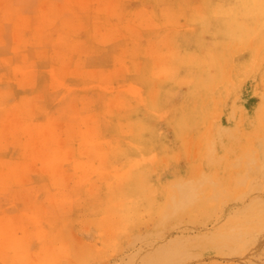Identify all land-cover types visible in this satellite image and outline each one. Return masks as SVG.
I'll list each match as a JSON object with an SVG mask.
<instances>
[{"label":"rangeland","instance_id":"rangeland-1","mask_svg":"<svg viewBox=\"0 0 264 264\" xmlns=\"http://www.w3.org/2000/svg\"><path fill=\"white\" fill-rule=\"evenodd\" d=\"M112 1L0 0V264H264V0Z\"/></svg>","mask_w":264,"mask_h":264},{"label":"bare ground","instance_id":"bare-ground-1","mask_svg":"<svg viewBox=\"0 0 264 264\" xmlns=\"http://www.w3.org/2000/svg\"><path fill=\"white\" fill-rule=\"evenodd\" d=\"M116 1H117V0H116ZM116 1L114 0V1H112V2L115 3ZM124 1H126V0H124ZM144 1H145V0H144ZM160 1H161V4L164 3V2L162 3V0H160ZM163 1H164V0H163ZM165 1H166V0H165ZM187 1H190V0H187ZM235 1H236V0H235ZM244 1H245V0H244ZM262 1H263V0H262ZM118 2H119V0H118ZM118 2H116V3H118ZM142 2H143V1H142ZM154 2H156V0H154ZM183 2H185V1H183ZM190 2H191V1H190ZM233 2H234V1H233ZM237 2H238V0H237ZM245 2H246V1H245ZM247 2H248V1H247ZM128 3H129V2H128ZM135 3H136V2H135ZM145 3H146V1H145ZM149 3H150V2H149ZM156 3H158V2H156ZM180 3H181V2H180ZM227 3H228V2H226V4H227ZM231 3H232V2H231ZM251 3H252V2H251ZM262 3H263V2H262ZM120 4H121V3H120ZM124 4H125V3H124ZM136 4H137V3H136ZM232 4H233V3H232ZM252 4H253V3H252ZM99 5H100L101 7H104V6H105V8H103V9H104L103 11H105V9H106V4H104V6H103L102 3H101V4L99 3ZM111 5H112V4H111ZM141 5H142V4H141ZM144 5H145V4H144ZM159 5H160V4H159ZM186 5H188V4H186ZM229 5H230V4H229ZM233 5H234V4H233ZM239 5H240V4H239ZM243 5H245V4H243ZM7 6H8V5H7ZM117 6H119V4H117ZM117 6L113 4L112 10H114L113 8H114V7L116 8ZM122 6H124V5L122 4ZM190 6H191V5H189V7H190ZM235 6H236V5H235ZM258 6H260V5H258ZM261 6H262V5H261ZM98 7H99V6H98ZM109 7H111V6H109ZM142 7H143V6H142ZM205 7H206V6H205ZM243 7H245V6H243ZM250 7H251V6H250ZM253 7H254V4H253ZM253 7H252V8H253ZM2 8L6 9L4 6H3ZM2 8L0 7V9H2ZM118 8H120V7H118ZM126 8H127V7H126ZM126 8H125V9H126ZM144 8H145V6H144ZM190 8H191V7H190ZM240 8H241V7H239V9H240ZM256 8H258V7H256ZM261 8H262V7H261ZM261 8L259 7V9H261ZM116 9H117V8H116ZM116 9H115V12H118L117 14H118V16H120V15H119V12L121 13L122 11H120V9H119V11H116ZM121 9H122V8H121ZM127 9H128V8H127ZM133 9H134V11H136L135 8H133ZM133 9H132V10H133ZM145 9H146V8H145ZM150 9H152V8H150ZM186 9H187V8H186ZM101 10H102V9H101ZM101 10H100V13H101ZM109 10H111V9H109ZM187 10H188V9H187ZM254 10H255V9H254ZM256 10H257V12H258V9H256ZM103 11H102V13H103ZM124 11H125V10H124ZM137 11H138V10H137ZM137 11H136V13H137ZM192 11H193V9H192ZM194 11H195V9H194ZM194 11H193V13H194ZM196 11L199 12V13H201V12L198 11V10H196ZM237 11H238V10H237ZM246 11H247V10H246ZM249 11H251V10H249ZM249 11H248V12H249ZM0 12H1V11H0ZM80 12H81V11H80ZM96 12H98V11H96ZM107 12H108V11H107ZM115 12H114V13H115ZM257 12H256V13H257ZM104 13H106V12H104ZM104 13H103V14H104ZM182 13H183V12H182ZM182 13H181V14H182ZM232 13H233V12H232ZM242 13H243V12H242ZM246 13H247V12H246ZM75 14H77V13H75ZM97 14H98V13H97ZM97 14L95 13V15H97ZM106 14L108 15L109 13H106ZM115 14H116V13H115ZM117 14H116V15H117ZM122 14H124V12H123ZM133 14H134V13H133ZM133 14H132V15H133ZM177 14H178V13H176V15H177ZM183 14H185V13H183ZM183 14H182V15H183ZM201 14H202V13H201ZM203 14H204V13H203ZM252 14H254V13L252 12ZM258 14H259V12H258ZM0 15H1V14H0ZM78 15H82V14H78ZM172 15H173V14H172ZM185 15H186V14H185ZM188 15H189V14H188ZM191 15H193V14H191ZM205 15H206V14H205ZM259 15H260V14H259ZM263 15H264V14H262V16H263ZM83 16H84V15H83ZM92 16H93V15H92ZM97 16H98V15H97ZM108 16H109V15H108ZM114 16H115V15H114ZM135 16H136V15H135ZM137 16H138V13H137ZM137 16H136V18L134 17V18H135L134 20H136V19L138 18ZM149 16H150V15H149ZM173 16H174V15H173ZM194 16H195V15H194ZM197 16H198V14H197ZM244 16H245V14L243 15V17H244ZM75 17L77 18V16H75ZM75 17H74V18H75ZM106 17H107V16H106ZM109 17H110V16H109ZM109 17H108V18H109ZM195 17H196V16H195ZM213 17H214V16H213ZM240 17H241V16H240ZM76 18H75V19H76ZM80 18H81V17H80ZM80 18H79V19H80ZM82 18H83V17H82ZM94 18H96V17H94ZM94 18H93V19H94ZM98 18H99V16H98ZM112 18H113V17H112ZM116 18H117V17H116ZM120 18H121V16H120ZM122 18H123V17H122ZM150 18H151V17H150ZM203 18H204V17H203ZM216 18H218V16H216ZM118 19H119V18H118ZM155 19H156V18H154V20H155ZM236 19H237V17H236ZM72 20H73V19H72ZM82 20H83V19H82ZM95 20H96V19H95ZM98 20H99V19H98ZM248 20H249V19H248ZM263 20H264V19H263ZM91 21H92V20H91ZM119 21H121V19H120ZM149 21H150V20H149ZM7 22H8V21H7ZM79 22H80V21H79ZM99 22H100V21H99ZM101 22H102V21H101ZM132 22H133V20H132ZM138 22H139V21H138ZM138 22H136V23L138 24ZM151 22H152V21H151ZM212 22H213V20H212ZM215 22H216V21H215ZM3 23H4V22H3ZM71 23H72V21H71ZM75 23H77V22H75ZM75 23H73V24L75 25ZM83 23H84V20H83L81 26L83 25ZM95 23H96V22L94 21L93 24H95ZM133 23H135V21H134ZM136 23H135V24H136ZM217 23H218V22H217ZM238 23H239V22H238ZM263 23H264V22H263ZM78 24H79V23H78ZM130 24H131V23H130ZM157 24H158V23H157ZM101 25H102V24H101ZM166 25H167V24H166ZM210 25H211V24H210ZM216 25H217V24H216ZM241 25H242V24H241ZM3 26H4V25H3ZM69 26H70V25H69ZM79 26H80V25H79ZM81 26H80V27H81ZM92 26H94V25H92ZM96 26H97V25L95 24L94 29L96 28ZM132 26L135 27L134 24H132ZM132 26L130 25V28H132ZM138 26H139V25H138ZM214 26H215V25H214ZM252 26H253V25H252ZM258 26H259V25H258ZM70 27H73V28H74V26H72V24H71ZM75 27H76V26H75ZM104 27H105V26H104ZM139 27H140V26H139ZM244 27H245V26H244ZM2 28H3V27H2ZM73 28H72V30H73ZM82 28H84V25H83ZM98 28H99V27H98ZM105 28L107 29V27H105ZM110 28H111V27H110ZM156 28H157V27H156ZM234 28H235V27H234ZM94 29H93V30H94ZM102 29H103V28H102ZM135 29H136V27H135ZM135 29H133V30H135ZM137 29H138V28H137ZM146 29H147V28H146ZM148 29H150V28H148ZM95 30H96V29H95ZM142 30H143V29H142ZM258 30H259V29H258ZM3 31H4V30H3ZM100 31H101V29H100ZM100 31H99L98 34H95L96 37H97V35H99V37H101V36H100V33H101L102 31H101V32H100ZM255 31H256V29H255ZM72 32H73V31H72ZM137 32H138V30H137ZM243 32H244V31H243ZM252 32H253V31H252ZM79 33H80V32H79ZM79 33H77V35H78ZM258 33H259V32H258ZM258 33H257V36H258ZM2 34H3V32H2ZM75 34H76V33H75ZM252 34H253V33H252ZM244 35H245V34H244ZM246 35H247V34H246ZM250 35H251V34H250ZM254 35H255V34H254ZM2 36H3V35H2ZM79 37H80V36H79ZM93 37H94V35H92V38H93ZM162 37H163V36H162ZM253 37H254V36H253ZM170 38H171V37H170ZM0 39H1V38H0ZM99 39H100V38H99ZM172 39H173V38H171V40H172ZM200 40H201V39H200ZM202 40H203V39H202ZM238 40H239V39H238ZM92 41H93V43H95L94 39H93ZM100 41H101V40H100ZM100 41H98L97 44H100V43H99ZM124 41H125V40H124ZM129 41H130V40H129ZM138 41H139V40H138ZM141 41H142V40H141ZM169 41H170V40H169ZM196 41H197V40H196ZM0 42H1V40H0ZM96 42H97V41H96ZM126 42H127V41H126ZM126 42H125V43H126ZM4 43H5V41H4ZM125 43H124V44H125ZM129 43H130V42H129ZM197 43H200V42H197ZM124 44H122V45H124ZM127 44H128V43H127ZM127 44H126V45H127ZM138 44H139V43H138ZM140 44H141V43H140ZM0 45H1V44H0ZM3 45H4V44H3ZM101 45H102V44H101ZM142 45H143V44H142ZM142 45H141V46H142ZM189 45H190V44H189ZM202 45H203V44H202ZM204 45H205V44H204ZM226 45H227V44H226ZM127 46H128V45H127ZM121 47H122V46H121ZM125 47H126V46H125ZM194 47H195V46H194ZM128 48L130 49V47H128ZM195 48H196V47H195ZM204 48H205V47H204ZM122 49H124V47H123ZM214 49L216 50V47H215ZM217 50H218V49H217ZM165 51H166V49H165ZM174 51H175V50H174ZM187 51H188V50H187ZM129 52H130V51H129ZM129 52H128V53H129ZM166 52H167V51H166ZM212 52H213V51H212ZM126 53H127V52H126ZM130 54L133 56L135 53H129V56H130ZM182 54H183V53H182ZM197 54H198V53H197ZM256 54H257V53H256ZM6 55H7V54H6ZM89 55H90V54H89ZM120 55H121V54H120ZM135 55H136V54H135ZM135 55H134V56H135ZM179 55H180V54H179ZM91 56H92V55H91ZM116 56H117V55H116ZM118 56H119V55H118ZM132 56H131V57H132ZM134 56H133V58H134ZM138 56H139V55H138ZM138 56H137V58H138ZM147 56H148V55H147ZM147 56H145V57H147ZM165 56H167V55H165ZM168 56L171 57L169 54H168ZM214 56H215V55H214ZM76 57H78V56H76ZM86 57H87V56H86ZM94 57H95V56H94ZM121 57H122V56H121ZM127 57H128V56H127ZM127 57H125V59H126ZM135 57H136V56H135ZM189 57H190V56H189ZM191 57H192V56H191ZM201 57H202V56H201ZM218 57H219V56H218ZM222 57H223V56H222ZM84 58H85V57H84ZM84 58L82 57V59H84ZM123 58H124V57H123ZM220 58H221V57H220ZM223 58H224V57H223ZM6 59H8V57H7ZM95 59H96V58H95ZM165 59H166V58H165ZM170 59H171V58H170ZM172 59H173V58H172ZM198 59H199V58H198ZM126 60H127V59H126ZM216 60H217V59H216ZM5 61H6V60H5ZM93 61H94V60H93ZM96 61H97V60H96ZM129 61H130V60H129ZM131 61H132V60H131ZM141 61H142V60H141ZM164 61H165V60H164ZM166 61H167V60H166ZM168 61H169V60H168ZM224 61H225V60H224ZM106 62H107V61H106ZM112 62H113V60H112ZM120 62H121V61H120ZM132 62H133V61H132ZM132 62H131V63H132ZM134 62H135V60H134ZM170 62H171V61H170ZM170 62H169V63H170ZM10 63H12V62H10ZM114 63H115V62H114ZM117 63H118V61H117ZM152 63H153V62H152ZM159 63H160V62H159ZM164 63H165V62H164ZM171 63H172V62H171ZM173 63H174V62H173ZM217 63H218V62H217ZM6 64H7V63H6ZM100 64H101V63H100ZM121 64H123V63L121 62ZM125 64H128V63H125ZM133 64H134V63H133ZM133 64H132V66H136V65H133ZM209 64H211V63H209ZM212 64H213V63H212ZM74 65H75V64H74ZM85 65H86V64H85ZM103 65H104V64H103ZM115 65H116V64H114V67H115ZM169 65H170V64H169ZM64 66H65V65H64ZM218 66H219V65H218ZM73 67H74V66H73ZM103 67H104V66H103ZM114 67H113V68H114ZM120 67H121V66H118V69H117V70L121 69ZM160 67H161V63H160V65H159V69H160ZM212 67H213V66H211V68H212ZM220 67H221V66H220ZM116 68H117V67H116ZM116 68H115V69H116ZM164 68H165V67H164ZM170 68H171V67H170ZM173 68H174V67H173ZM177 68H179V67H177ZM189 68H190V67H189ZM193 68H194V67H193ZM64 69H65V67H64ZM67 69H68V68H67ZM123 69H124V68H123ZM161 69H162L163 71H166V70H164L163 68H161ZM3 70H4V69H3ZM13 70H14V69H13ZM23 70H25V69H23ZM26 70H27V69H26ZM151 70H152V69H151ZM167 70L169 71L168 68H167ZM174 70H175V69H174ZM208 70H209V69H208ZM215 70H216V69H215ZM220 70H221V69H220ZM18 71H20V70H18ZM121 71L124 72L125 70H122V69H121ZM197 71H198V70H197ZM0 72H1V71H0ZM23 72H24V71H21V72H19V73H23ZM130 72H131V71H130ZM132 72H133V71H132ZM132 72H131V73H132ZM1 73H2V72H1ZM12 73H13V72H12ZM119 73H120V71H119ZM119 73H118V75H119ZM215 73H216V72H215ZM132 74H133V73H132ZM158 74H159V73H158ZM176 74H177V73H176ZM186 74H187V73H186ZM208 74H209V73H208ZM28 75H30V74L27 73V76H28ZM121 75H122V74H121ZM174 75H175V74H174ZM174 75H173V76H174ZM212 75H213V74H212ZM14 76H15V75H14ZM17 76H18V75H17ZM17 76H16V78H17ZM33 76H34V75H33ZM49 76H50V75H49ZM127 76H128V75H127ZM160 76H161V75H160ZM185 76L187 77V75H185ZM203 76H204V75H203ZM8 77H9V76H8ZM28 77H29V76H28ZM28 77H26V78L28 79ZM31 77H32V76H31ZM35 77H36V76H35ZM161 77H162V76H161ZM163 77L165 78V75H163ZM166 77H167V76H166ZM211 77H212V76H209L210 79H211ZM213 77H215V75H214ZM19 78H20V77H19ZM22 78H23V77H22ZM49 78H50V77H49ZM121 78H123V77H121ZM168 78H169V77H168ZM171 78H172V77H171ZM204 78H206V76H205ZM2 79H4V78H2ZM117 79H118V78H117ZM172 79H173V78H172ZM212 79H213V78H212ZM4 80H5V79H4ZM7 80H8V78H7L5 81H7ZM17 80H18V79H17ZM22 80H23V79H22ZM121 80H122V79H121ZM123 80H124V78H123ZM173 80H174V79H173ZM186 80H187V79H186ZM195 80H196V79H195ZM199 80H200V79H199ZM24 81H26V80L24 79ZM216 81H217V80H216ZM216 81H215V82H216ZM7 82H8V81H7ZM49 82H50V81H49ZM89 82H90V81H89ZM200 82H201V81H200ZM218 82H219V81H218ZM9 83H10V82H9ZM13 83H14V82H13ZM13 83H11V84H13ZM19 83H20V82H19ZM22 83H23V82H22ZM197 83H198V82H197ZM5 84H6V83H5ZM17 84H18V83H17ZM48 84H49V83H48ZM87 84H88V83H87ZM163 84H164V83H163ZM163 84H162V85H163ZM187 84H188V83H187ZM187 84H186V85H187ZM195 84H196V83H195ZM211 84L213 85V83H211ZM211 84H210V85H211ZM217 84H218V83H217ZM8 85H9V84H8ZM45 85H46V84H45ZM125 85H127V84H125ZM184 85H185V84H184ZM191 85H192V84H191ZM196 85H197V84H196ZM214 85H215V84H214ZM11 86H12V85H11ZM20 86H21V84H19L17 88H19ZM87 86H88V85H87ZM95 86H96V85H95ZM113 86H114V85H113ZM122 86H123V85H122ZM140 86H141V85H140ZM199 86H200V85H199ZM199 86H198V87H199ZM205 86H207V85H205ZM1 87H2V86H1ZM21 87H22V86H21ZM48 87H49V86H48ZM96 87H97V86H96ZM127 87H128V86H127ZM161 87H162V86H161ZM161 87H160V88H161ZM172 87H173V86H172ZM172 87H171V88H172ZM211 87H213V86H211ZM3 88H4V87H3ZM5 88H7V87H5ZM9 88H10V87H9ZM88 88H89V87H88ZM115 88H116V87H114V89H115ZM125 88H126V87H125ZM196 88H197V87H196ZM200 88H202V87H200ZM49 89H50V88H49ZM85 89H86V88H85ZM93 89H96V88L93 86ZM116 89H117V88H116ZM121 89H122V87H121ZM126 89H127V88H126ZM129 89H130V86H129ZM164 89H165V88H164ZM208 89H209V88H208ZM0 90H1V89H0ZM50 90H51V89H50ZM50 90H49V91H50ZM57 90H58V89H57ZM86 90H87V89H86ZM155 90H156V88H155ZM193 90H194V89H193ZM197 90H198V89H197ZM203 90H204V89H203ZM74 91H75V90H74ZM95 91H96V90H95ZM116 91H117V90H116ZM119 91H120V90H119ZM122 91H124V90L122 89ZM126 91H127V90H126ZM126 91H125V94H126ZM175 91H176V90H175ZM221 91H222V90H221ZM90 92H91V91H90ZM117 92H118V91H117ZM133 92H134V90H133ZM142 92H143V91H142ZM156 92H157V90H156ZM192 92H194V91H192ZM192 92H191V93H192ZM197 92H199V91H197ZM99 93H100V92H99ZM112 93H113V92H112ZM128 93H129V92H128ZM143 93H145V92H143ZM143 93H142V94H143ZM122 94H123V93H122ZM142 94H141V96H142ZM152 94H153V92H152ZM188 94H189V93H188ZM195 94H196V93H195ZM195 94H194V96H195ZM197 94H198V93H197ZM25 95H26V94H25ZM115 95H116V92H115ZM119 95H120V94H119ZM129 95H130V94H129ZM134 95H136V94H134ZM167 95H168V94H167ZM202 95H203V94H202ZM210 95H211V94H210ZM117 96H118V95H117ZM117 96H116V97H117ZM120 96H121V95H120ZM120 96H119L118 98H120ZM124 96H125V95H124ZM154 96H155V93H154ZM194 96H192V97L194 98ZM198 96L200 97L199 94H198ZM116 97H115V98H116ZM133 97H135V96H133ZM137 97H138V96H137ZM142 97L144 98V96H142ZM156 97H157V96H156ZM156 97H155V98H156ZM14 98H15V96H14ZM118 98H116V99L118 100ZM124 98H125V97H124ZM127 98H130V97H128V95H127ZM165 98H166V97H165ZM170 98H171V97H170ZM197 98H198V97H197ZM104 99H105V98H104ZM116 99H115V100H116ZM168 99H169V98H168ZM122 100H123V99H122ZM127 100H128V99H127ZM129 100L131 101V99H129ZM156 100H157V98H156ZM169 100H171V99H169ZM185 100H186V99H185ZM191 100H193V99H191ZM16 101H17V100H16ZM90 101H91V100H90ZM111 101H112V100H110V102H111ZM186 101H187V100H186ZM195 101H196V99H195ZM14 102H15V101H14ZM14 102H11V104H12V103L15 104ZM115 102H116V101H115ZM128 102H129V101H128ZM128 102H127V103H128ZM139 102H140V104H141V101H139ZM167 102H169V101H167ZM3 103H4V102H3ZM127 103H126V104H127ZM137 103H138V101L136 102V104H137ZM157 103H158V102H157ZM198 103H199V102H198ZM4 104H5V103H4ZM9 104H10V103H9ZM13 104H12V106H13ZM108 104H110V103L107 102L106 105H108ZM128 104H129V103H128ZM161 104H162V103H161ZM188 104H189V103H188ZM110 105H111V104H110ZM117 105H118V104H117ZM142 105H143V104H142ZM145 105H146V104H145ZM168 105H169V104H168ZM191 105H192V104H191ZM10 106H11V105H10ZM113 106H114V105H113ZM124 106H125V105H124ZM132 106H133V105H132ZM107 107H108V106H107ZM109 107H110V106H109ZM130 107H131V106H130ZM134 107H136V106H134ZM134 107H133V108H134ZM157 107H158V106H157ZM170 107H171V106H169V108H170ZM207 107H208V106H207ZM12 108H13V107H12ZM14 108H15V107H14ZM18 108H20V107H18ZM123 108H124V107H123ZM125 108H126V107H125ZM125 108H124V109H125ZM127 108L129 109V107H127ZM133 108H132V110H133ZM196 108H197V107H196ZM20 109L22 110V108H20ZM77 109H78V108H77ZM114 109H115V107H114ZM128 109H127V110H128ZM130 109H131V108H130ZM130 109H129V110H130ZM166 109H167V108H166ZM16 110H17V109H16ZM16 110H15V112L20 111V110H18V111H16ZM23 110H24V109H23ZM127 110H126V111H127ZM115 111H116V110H115ZM120 111H121V110H120ZM122 111L124 112V110H122ZM130 111H131V110H130ZM157 111H158V110H157ZM22 112H23V111H22ZM118 112H119V111H118ZM127 112H128V111H127ZM132 112H133V111H132ZM20 113H21V111H20ZM116 113H117V112H116ZM124 113H125V112H124ZM18 114H19V113H18ZM130 114H131V113H130ZM130 114H129V113H128V114L126 113V115H130ZM134 115H135V113H134ZM130 116H133V115L131 114ZM130 116H128V117H130ZM145 116H146V115H145ZM34 117H35V116H34ZM102 117H103V116H102ZM128 117H127V118H128ZM134 118H135V117H134ZM150 118H151V117H150ZM153 118H154V117H153ZM112 119H113V118H112ZM12 120H13V119H12ZM81 120H82V119H81ZM125 120H127V119H125ZM155 120H156V119H155ZM158 120H159V119H158ZM16 121H17V120H16ZM103 121H104V120H103ZM113 121H114V120H113ZM127 121H129V120H127ZM13 122H14V121H13ZM80 122H81V121H80ZM88 122H89V121H88ZM101 122H102V121H101ZM110 122H111V121H110ZM110 122H108V123H110ZM115 122H116V121H115ZM121 122H122V121H121ZM124 122H125V121H124ZM124 122H123V123H124ZM129 122H130V121H129ZM139 122H140V121H139ZM17 123H18V121H17ZM17 123H16V124H17ZM106 123H107V121H106ZM113 123H114V122H113ZM117 123H118V122H117ZM125 123H126V122H125ZM146 123H148V122H146ZM45 124H46V123H45ZM67 124H68V123H67ZM67 124H65V125H67ZM79 124H81V123H79ZM83 124H84V123H83ZM111 124H112V123H111ZM111 124H110V126H111ZM136 124H137V123H136ZM157 124H158V123H157ZM7 125H8V124H7ZM28 125H30V124H28ZM28 125H27V127H31V126H32V125H31V126H28ZM48 125H51V126H52V124H49V123H48ZM55 125H56V124H55ZM74 125H75V124H74ZM105 125H106V124H105ZM108 125H109V124H108ZM132 125H133V124H132ZM147 125H149V124H147ZM99 126H100V125H99ZM106 126H107V125H106ZM125 126H126V125H125ZM128 126H129V125H128ZM134 126H135V125H134ZM139 126H140V125H139ZM156 126H157V125H156ZM11 127H12V126H11ZM22 127H23V126H22ZM43 127H44V126H43ZM45 127H46V126H45ZM62 127H63V125H62ZM69 127H70V125H69ZM72 127H73V124H72ZM81 127H82V125H81ZM111 127H112V126H111ZM114 127H115V125H114ZM114 127H113V128H114ZM142 127H143V126H142ZM38 128H39V127H38ZM41 128H42V127H41ZM49 128H50V127H49ZM65 128H66V127H65ZM96 128H97V127H96ZM96 128H95V129H96ZM115 128H116V127H115ZM143 128H146V126L143 127ZM4 129H6V128H4ZM12 129H13V128H12ZM21 129H22V128H21ZM23 129L25 130L26 128L23 127ZM39 129H40V128H39ZM109 129H110V128H109ZM111 129H112V128H111ZM117 129H118V128H117ZM121 129H122V128H121ZM123 129H124V128H123ZM127 129H128V128H127ZM127 129H126V130H127ZM147 129H148V131L150 130L149 128H147ZM156 129H157V128H156ZM29 130H30V129H29ZM36 130H37V129H36ZM45 130H46V129H45ZM49 130H50V129H49ZM65 130H67V129H65ZM68 130H72V129H69V128H68ZM96 130H97V129H96ZM129 130H130V129H129ZM131 130H132V129H131ZM26 131H27V129H26ZM38 131H41L40 134H42V130H38ZM38 131H37V132H38ZM43 131H44V130H43ZM51 131H52V130H51ZM117 131H118V130H117ZM119 131H120V129H119ZM145 131H147V130H145ZM14 132H15V131H14ZM44 132H45V131H44ZM64 132H65V136H68V135H66V131H64ZM129 132H130V131H129ZM5 133H6V132H5ZM7 133H8V132H7ZM7 133H6V134H7ZM31 133H32V132H31ZM45 133H47V135L49 134L47 131H46ZM45 133H43V134H45ZM70 133H72V132H70ZM111 133H112V132H111ZM126 133H128V132H126ZM131 133H132V132H131ZM140 133H141V131H140ZM6 134H5V135H6ZM8 134H9V133H8ZM38 134H39V132H38ZM68 134H69V131H68ZM108 134H109V133H108ZM120 134H121V133H120ZM123 134H124V133H123ZM3 135H4V132H3ZM11 135H12V134H11ZM45 135H46V134H45ZM111 135H112V134H111ZM113 135H114V134H113ZM124 135H125V134H124ZM124 135H123V136H124ZM139 135H141V134H139ZM27 136H28V134H27ZM76 136H77V135H76ZM105 136H106V135H105ZM118 136H120V135H118ZM125 136H127V135H125ZM143 136H144V135H143ZM30 137H31V135H30ZM60 137H61V136H60ZM103 137H104V136H103ZM111 137H113V136H111ZM8 138H9V137H8ZM115 138H116V137H115ZM115 138H113L112 140L114 141ZM139 138H141V137H139ZM159 138H160V137H159ZM11 139H12V138H11ZM35 139H36V138H35ZM75 139H78V138L75 137ZM33 140H34V139H33ZM128 140H129V139H128ZM162 140H163V139H162ZM165 140H166V139H165ZM75 141H76V140H75ZM129 141H130V140H129ZM36 142H38V140H37ZM36 142H35V143H36ZM2 143H3V142H2ZM60 143H61V142H60ZM112 143H113V142H112ZM137 143H138V142H137ZM62 144H63V143H62ZM134 144H135V143H134ZM74 145H75V144H74ZM37 147H38V146H37ZM65 147H66V146H65ZM66 148H67V147H66ZM30 149H31V148H30ZM37 150H38V149H37ZM32 154H34V153H32ZM107 155H108V153H107ZM70 160H71V159H70ZM75 160H76V159H75ZM78 160H79V159H78ZM68 185H69V184H68ZM65 197H66V196H65ZM22 247H23V246H22ZM25 255H26V254H25ZM28 258H29V257H28Z\"/></svg>","mask_w":264,"mask_h":264}]
</instances>
